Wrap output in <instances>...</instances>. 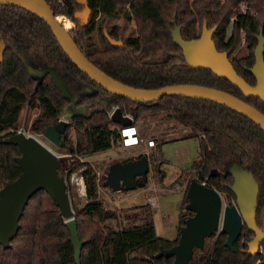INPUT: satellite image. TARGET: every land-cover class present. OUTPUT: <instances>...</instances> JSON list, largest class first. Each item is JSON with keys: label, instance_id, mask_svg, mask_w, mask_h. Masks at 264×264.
<instances>
[{"label": "trees", "instance_id": "trees-1", "mask_svg": "<svg viewBox=\"0 0 264 264\" xmlns=\"http://www.w3.org/2000/svg\"><path fill=\"white\" fill-rule=\"evenodd\" d=\"M45 1L55 16L76 22L74 13L81 9V0ZM86 6L90 13L88 23L83 27L77 25L71 37L84 57L110 78L141 90L179 84L214 88L264 114V103L258 98L244 97L226 78L187 64L171 35L174 18L184 40L199 38L204 23L208 29L216 27L212 40L217 51L228 53L237 75L253 86L255 80L247 70L254 64L256 36L260 30L264 33V0H86ZM114 19H121L123 25L108 28V22ZM131 24L134 28L124 36ZM104 31L111 39L121 40L124 48L111 47ZM0 36L5 43L0 63V190L21 174L14 161L20 156L19 149L2 141L19 131L22 112L38 111L28 130L39 136L58 123L68 106L49 76L41 82L34 81L25 64L48 66L73 82L96 89L95 94L82 97L87 113L74 117L64 134L61 148L72 157L90 156L119 144V127L107 117V111L113 107L131 115L134 124L141 113L168 111L189 129L183 138L200 140L201 159L196 167L200 183L218 192L223 190L235 199L228 189L232 184L229 167L236 163L252 173L258 186L256 223L262 227L259 223L264 212V132L253 122L209 101L165 96L156 103L145 104L111 95L72 65L42 20L20 8L0 6ZM242 42L249 54L236 58L235 52ZM70 130L74 135L72 142L68 138ZM60 170L59 167V173ZM72 172L67 176L61 174L67 182V192ZM81 176L87 202L75 212L70 200L83 243L80 264H172V259L156 255L177 242L156 235L146 205L141 207V214L126 217V225L122 226L116 212L104 209L95 174L86 169ZM189 216L188 212L182 219ZM109 220L116 221L120 228L108 227L105 223ZM253 237L244 227L231 251L224 245L225 235L218 234L209 251H194L190 264H264V243L260 246L263 252L247 254V244ZM73 255L59 209L44 191L27 202L10 248L4 250L0 246V264H76Z\"/></svg>", "mask_w": 264, "mask_h": 264}, {"label": "water", "instance_id": "water-1", "mask_svg": "<svg viewBox=\"0 0 264 264\" xmlns=\"http://www.w3.org/2000/svg\"><path fill=\"white\" fill-rule=\"evenodd\" d=\"M86 21L89 10L86 0H81ZM0 6L20 8L42 20L50 29L53 37L70 60L82 74L107 93L135 103H156L165 96H174L202 101H209L226 107L253 122L264 132V114L243 100L221 90L200 85L179 84L165 86L154 90H141L126 86L107 76L92 65L81 53L73 41L71 34L64 28L45 0H0ZM78 11L74 13L76 19ZM171 31L173 43L181 50L190 66L208 70L217 77L226 78L244 97H255L264 103V33L259 31L254 48V64L247 71L253 76V86L246 83L233 69L228 53L217 51L212 40L216 27L208 29L203 24L199 38L184 40L181 30L172 21ZM86 26V25H82ZM105 38L113 48L123 49L122 41L111 39L106 31ZM5 43L0 36V63L3 62ZM29 77L41 82L49 76L54 87L62 98L69 102L63 119L55 126L47 127L42 138L54 147H60L59 136L64 135L69 122L74 118L72 109L76 105V96L55 69L25 64ZM110 121L119 127L130 126L132 121L128 115L115 108ZM3 144L16 146L20 156L14 159L21 170L20 176L13 182L5 184L0 190V246L6 250L16 236L19 221L27 202L39 191H44L59 209L61 219L69 232V241L73 248L76 264H80L83 243L80 241L69 194L66 191V180L59 175L58 157L33 135H26L19 130L16 134L3 139ZM149 165L146 156L135 160L114 163L108 167L103 186L111 191L128 192L143 187L147 182ZM232 184L228 187L235 196V204L224 205L218 191L208 188L203 183L192 181L187 189L186 211L192 214L183 220L177 244L170 249L161 250L156 258L172 259V264H190L195 250L204 248L205 240L216 233L225 235V247L234 250V245L242 234L244 227L254 237L247 244L248 256H255L264 243V220L262 227L256 223V204L258 186L251 172L244 170L239 164H232L228 169Z\"/></svg>", "mask_w": 264, "mask_h": 264}, {"label": "rangeland", "instance_id": "rangeland-1", "mask_svg": "<svg viewBox=\"0 0 264 264\" xmlns=\"http://www.w3.org/2000/svg\"><path fill=\"white\" fill-rule=\"evenodd\" d=\"M191 1L189 0V2ZM71 24V27L67 31L72 35L76 28L72 21ZM114 25H123V22L121 19H114L108 22V28ZM132 28H134V24L128 26L124 36ZM96 41H99L98 37H96ZM248 54L249 51L245 43L242 42L235 52V57L243 58ZM69 86L74 92L76 91V87L71 81H69ZM37 113V110L22 112L19 130L24 131L26 135H33L29 132L28 127L30 121ZM135 127L140 137L145 141H154L155 146L153 148L146 149L145 145H139L123 149L117 144L110 149L90 156H79L76 158L75 156L72 157L65 149H58L49 144L42 136H33L58 157L61 169L60 176L61 174L67 176L69 171H73L72 173L77 178L83 179L85 186V180L81 176V173L86 169H90L95 174L99 198L103 203L104 209L116 212L122 226L126 225V217L141 214V207L146 205L152 214L151 218L156 235L166 240L177 242L180 229L184 226L181 219L188 213L185 209L188 186L192 181L200 182L199 173L196 171V167L201 159L199 150L200 140L196 137L183 138L188 135L189 129L182 126L168 111L164 110L141 113L135 120ZM68 138L71 142L73 141L74 135L72 130L69 131ZM141 155L146 156L149 165L147 182L143 187L133 191L115 193L102 185L106 179L108 167L111 164L135 160ZM68 190L75 212L79 211L87 202L85 199L86 188L84 192L78 190L71 183L69 177ZM219 194L224 205L231 206L235 204V199L230 197L225 191L221 190ZM263 220L264 212L261 215L260 226H262ZM105 224L116 230L120 228V225L114 220H109ZM218 234L216 233L212 237L207 238L201 251H209ZM259 251L263 252L262 247L259 248Z\"/></svg>", "mask_w": 264, "mask_h": 264}, {"label": "built area", "instance_id": "built-area-1", "mask_svg": "<svg viewBox=\"0 0 264 264\" xmlns=\"http://www.w3.org/2000/svg\"><path fill=\"white\" fill-rule=\"evenodd\" d=\"M244 10V7H242ZM116 107H113L111 110L107 111V117L110 120L114 110ZM129 116V115H128ZM132 123L130 126L127 127H119L118 134H119V145L123 149H129L132 147H137L139 145H145L146 148H153L155 143L153 140L145 141L143 138L140 137L139 132L134 124V119L129 116ZM24 132V131H23ZM70 181L73 183L78 190L85 191V186L83 184L82 178H77L73 173L70 176Z\"/></svg>", "mask_w": 264, "mask_h": 264}, {"label": "flooded vegetation", "instance_id": "flooded-vegetation-1", "mask_svg": "<svg viewBox=\"0 0 264 264\" xmlns=\"http://www.w3.org/2000/svg\"><path fill=\"white\" fill-rule=\"evenodd\" d=\"M80 8L81 9L78 11V14H77V17H76V22L74 23L75 28H76L77 25L78 26H82V25H87V23H88V21H86L85 15L83 14L84 6L82 4H81ZM89 16H90V14H89ZM88 20H89V18H88ZM116 41H121V40H116ZM62 78L65 81V83L68 85L69 88H70L69 81H71V83H73L75 85V87H76V91L75 92L70 88L73 91L74 95L76 96V105L74 106V108L72 109V112H71L73 117L86 114L88 108H86L84 105H82V97L83 96H87V95L95 94L96 93V89H94L92 87H89V86H86V85H83V84H80L78 82H73L72 80H70V79H68L66 77H63V76H62ZM66 102L68 103V106H69L70 105L69 102L68 101H66ZM63 115L60 117L59 121H61L63 119ZM72 120L69 122V125L71 124ZM65 132H66V130H65ZM39 136H41V135H39ZM59 139H60V147H58V149L61 148V146L64 144V135L59 136ZM191 216H192V214H191Z\"/></svg>", "mask_w": 264, "mask_h": 264}, {"label": "bare ground", "instance_id": "bare-ground-1", "mask_svg": "<svg viewBox=\"0 0 264 264\" xmlns=\"http://www.w3.org/2000/svg\"><path fill=\"white\" fill-rule=\"evenodd\" d=\"M57 20L61 23V24H63V26H64V28L67 30V29H69L70 27H71V21L68 19V18H66L65 16H58L57 17Z\"/></svg>", "mask_w": 264, "mask_h": 264}, {"label": "crops", "instance_id": "crops-1", "mask_svg": "<svg viewBox=\"0 0 264 264\" xmlns=\"http://www.w3.org/2000/svg\"><path fill=\"white\" fill-rule=\"evenodd\" d=\"M23 112H27V109L26 110H24ZM146 148V147H145ZM146 149H148V148H146Z\"/></svg>", "mask_w": 264, "mask_h": 264}]
</instances>
